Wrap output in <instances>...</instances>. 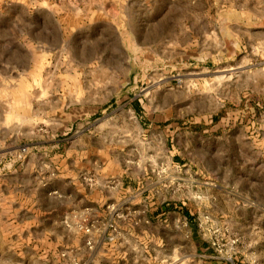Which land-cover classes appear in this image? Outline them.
Instances as JSON below:
<instances>
[{"label":"rangeland","instance_id":"rangeland-1","mask_svg":"<svg viewBox=\"0 0 264 264\" xmlns=\"http://www.w3.org/2000/svg\"><path fill=\"white\" fill-rule=\"evenodd\" d=\"M262 95L264 0H0V184L81 160L86 180L141 183L171 213L151 233L117 208L100 264H264ZM189 201L220 263L193 248ZM34 213L0 209V264H80Z\"/></svg>","mask_w":264,"mask_h":264},{"label":"crops","instance_id":"crops-1","mask_svg":"<svg viewBox=\"0 0 264 264\" xmlns=\"http://www.w3.org/2000/svg\"><path fill=\"white\" fill-rule=\"evenodd\" d=\"M82 164L79 160L73 166H64L59 170L58 178L61 179L58 182L55 178H51L42 183L38 181L39 179L32 180L31 170H34L35 165L23 163L17 176H13L12 174L15 173H12L8 181L0 184L3 189L1 191H4L0 209L4 212L12 210L36 212L39 217L53 219L58 225L57 232L56 230L51 232L53 241L57 242V247H71L73 250L68 260L70 262L78 260L80 264H100L103 259L100 257L102 253L103 256L104 253L109 254L110 259L115 258L117 243L114 241L115 238L109 237L107 233L108 228L112 226L111 219L114 218L117 208L122 211L127 210L126 215L136 217L142 216V213L143 216L146 215L145 222L151 227L148 230L151 233H153L152 227L157 222L170 227V211L164 212L163 202L160 200L157 204V198L148 193L144 185L133 184L130 179L125 178L118 181L108 179L107 172L91 181L86 180L83 176L89 174L90 168ZM124 203L130 206H123ZM159 210L162 214L157 217L156 213ZM63 219L69 220V228L65 227ZM89 225L92 230L86 233L83 227ZM151 235H148L145 244L150 243L152 246L156 241ZM88 239L94 242V246H88L89 244L86 243ZM110 239L114 242L107 241ZM193 248L197 251L195 243ZM57 256L58 261L61 262L60 255Z\"/></svg>","mask_w":264,"mask_h":264},{"label":"trees","instance_id":"trees-1","mask_svg":"<svg viewBox=\"0 0 264 264\" xmlns=\"http://www.w3.org/2000/svg\"><path fill=\"white\" fill-rule=\"evenodd\" d=\"M247 101V100H246ZM248 101L252 104V106L254 107V109L256 110H261V108H264V95L262 96H254L252 97V99H248ZM247 101V102H248ZM246 106V105H245ZM245 106L242 108L241 112H244L243 110H245ZM233 109V106L229 105V107L227 109H223V111L221 113H219L214 119H213V124L218 123L221 118L225 117L228 113L229 110ZM255 112V111H254ZM202 126L198 125V124H193L191 125V128L196 130V129H200ZM158 204V203H157ZM161 205H160V210L161 209ZM180 211L183 212L186 217L190 219L191 221V227L193 228V232H192V239L197 247V252L198 254L205 256L207 258H210L212 262H218L220 263V257L218 256L215 248L213 247V245L206 240L205 238L202 237V235L198 232L196 223L194 221V219L196 218L197 214H198V208L196 207V205L192 202H186L185 205L180 206L179 207ZM159 210L158 213H156V216H160L162 213ZM192 211V213H191ZM224 263V262H223ZM237 264H241L240 261L237 262Z\"/></svg>","mask_w":264,"mask_h":264}]
</instances>
